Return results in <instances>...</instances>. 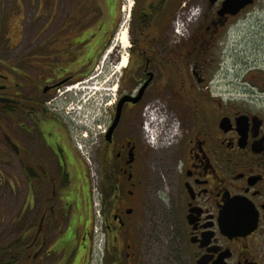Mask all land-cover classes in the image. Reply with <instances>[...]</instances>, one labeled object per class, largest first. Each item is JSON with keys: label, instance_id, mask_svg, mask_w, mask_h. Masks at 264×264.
<instances>
[{"label": "flooded vegetation", "instance_id": "flooded-vegetation-1", "mask_svg": "<svg viewBox=\"0 0 264 264\" xmlns=\"http://www.w3.org/2000/svg\"><path fill=\"white\" fill-rule=\"evenodd\" d=\"M226 1L131 2L125 22L129 65L110 88L113 105L99 136L107 155L115 150L119 174L129 186L104 209L101 264H264V0L223 11ZM103 3L96 33L115 28L116 11L121 13L116 0ZM192 7L199 8L198 16L183 35L176 34L175 17L184 19ZM76 20L75 41L60 52L56 42L48 46L58 51L57 58L64 55L60 64L34 42L25 48L18 43L14 62H0V190L5 185L14 190L20 174L34 193L40 177L51 185L60 179L63 191L66 179L80 172L72 135L81 131L83 96L73 97L66 84L84 77L92 55L82 50L88 26L81 25L82 17ZM67 55L70 67L79 65L76 76L65 66ZM146 113L151 138L140 130ZM169 140L170 237L143 238L135 217L140 182L134 168L143 144ZM130 149L133 162L126 164ZM5 167L16 172L13 184L5 181ZM49 245L35 233L21 252L33 261L45 246L44 257L55 253Z\"/></svg>", "mask_w": 264, "mask_h": 264}, {"label": "rangeland", "instance_id": "rangeland-1", "mask_svg": "<svg viewBox=\"0 0 264 264\" xmlns=\"http://www.w3.org/2000/svg\"><path fill=\"white\" fill-rule=\"evenodd\" d=\"M116 1L121 5L122 3L126 4L125 0ZM104 6L103 0H0V62L4 61L3 59H8L9 63L14 62L17 57L18 43L23 42L22 47L25 48L34 42V44H40V51L44 56H54V62L60 64L65 58L60 53L57 58L56 55L58 51L60 52V48L65 47V44L69 41H75L80 35L78 33L79 28L77 30L74 29V22H78L76 18L79 17L80 19L82 17L85 20L81 25L88 26V32L87 41L82 45L85 48L82 50L84 51V56L90 57L92 55L91 60L86 68H82L84 77L82 76L81 79H77L72 83L69 82L66 86L80 83V86L88 87L86 89L87 95L84 96L85 98H83L84 101L82 102L84 117H80L77 124L81 131L79 130L77 134L74 133L72 138L73 141L85 145L84 149L86 150L83 153L92 159L95 164L92 165L95 169L94 171H97L98 168L100 173L103 170V165L107 163L104 162V158L111 160L110 165H112L114 172L119 170L121 163L114 156L115 150L112 154L109 153L107 155L106 150L108 151V148L99 137V128L97 126L92 127V124L99 118V123L102 125L101 129L106 126L108 109H110L114 100L110 88L117 84V79L120 78L123 70L119 69L121 56L127 57L126 67L129 65V46L126 48L122 47L116 40L120 29L123 26L127 27V23L123 21L124 18H122L119 10L116 11L115 19L113 20V26L116 27H110L104 33H96L99 31L96 26L99 24L101 10ZM91 27H94L92 31L90 30ZM53 42H56L59 48L58 51L53 50L50 52L48 46ZM70 62V56L67 55L65 66L69 67L71 76L78 75L79 73L75 71L78 70L79 65L70 67ZM140 118L143 119L144 115L142 114ZM140 130L143 136L144 130L142 128ZM85 132L88 133L87 138L83 137ZM171 145L172 140L163 141L160 145L146 142L141 147V155L134 168L135 180L140 182L136 190L140 205L135 209V217L137 219L136 222L139 224L138 234L143 238L166 234L170 237L169 225L166 222L168 217L167 209L169 208L168 185L166 182L167 177L171 174L168 159L172 151ZM80 161L87 168V182H89L90 187L99 186L98 191L101 193L103 187L98 181L99 176L96 172L95 176L92 175L93 172L89 171L92 166L87 167L85 160ZM12 164L16 166V164ZM14 169L16 168L14 167ZM2 170L4 171L3 175H5L6 183L13 184V174H16V172L8 167L2 168ZM80 173L77 174L76 172L67 179L66 183L68 187L70 186L69 193L71 195L76 193L75 185L83 178ZM115 176L118 178V184L121 185L119 187L126 192L129 186L126 183V178L121 177L118 172H115ZM16 180L18 186L14 190L11 188L12 186L8 187L7 185L0 190V258L7 256L5 248L12 245L15 241H21L16 246L17 251L21 252L24 250V244L27 246V243L31 241L37 232L38 222L45 212L40 233L46 237L47 244H50L49 247L55 253H50L48 257H44L45 250L48 248V246H45L42 257L39 258L38 256L33 261L27 260L26 264H56L60 257L57 249L59 247L61 249L70 248L63 236H66V239L71 242L72 237L77 238L72 220L70 222L68 220L69 232L63 235L67 213L64 216L59 211V207L63 206L57 200L60 198L59 193L62 190L60 183H58L60 179L57 178L56 180L55 178L53 185L47 181L37 184L39 188H37L35 193L31 190L28 191L24 175L21 176L19 174ZM53 192L56 199L53 197L54 201L52 203H54L53 206L55 207L54 210L52 208V212L51 210L48 211L49 205L47 203L49 198L52 199ZM75 196L78 201L76 194ZM45 207L47 208L46 211H44ZM94 247L95 242L90 245V251L87 254L88 264H100L95 252L92 255V261L89 259ZM16 249L14 247L11 248L10 253H15ZM34 250L35 248H31L29 253L32 254ZM67 255L59 258L61 264H68Z\"/></svg>", "mask_w": 264, "mask_h": 264}, {"label": "crops", "instance_id": "crops-1", "mask_svg": "<svg viewBox=\"0 0 264 264\" xmlns=\"http://www.w3.org/2000/svg\"><path fill=\"white\" fill-rule=\"evenodd\" d=\"M72 160H74L72 158ZM81 160V159H80ZM77 160L74 162H77V164L81 167L79 169L81 170L80 174H82V179L79 181L78 184L75 185L76 189V196L73 193H69L70 186L63 191H61V198L64 196V201H61V210L64 213H67V218L70 222L72 220L73 222V228L75 229V232L77 234V238H74V245H71V247L68 250V253L70 254V257L73 258V261L75 260L76 264H85L88 261V252L90 248V241L88 237L86 236L87 232L90 231L91 223L93 221V215H92V208L89 198V182L87 177V170L85 166L83 165V162ZM69 222L67 223V226L64 228L65 232H69Z\"/></svg>", "mask_w": 264, "mask_h": 264}, {"label": "trees", "instance_id": "trees-1", "mask_svg": "<svg viewBox=\"0 0 264 264\" xmlns=\"http://www.w3.org/2000/svg\"><path fill=\"white\" fill-rule=\"evenodd\" d=\"M104 162H107L105 165H103V170L101 171V184H102V191L103 192V212L105 208H108L112 205L113 201L115 200L116 196L120 194V192L123 190L118 185V178L115 176V172L119 173V171H113L112 165H110L111 160L109 158H104ZM29 179H34L29 177ZM35 184H41L45 183L47 181L46 178L40 177L36 178ZM54 180V179H53ZM67 180V179H66ZM67 182V181H66ZM121 186V185H120ZM123 192V191H122ZM115 194V195H114ZM102 212V213H103ZM68 233V232H66ZM72 242L68 240V246L71 247V245H74V238L72 237ZM20 240L15 241L12 245L5 248L7 252V256L5 258H0V264H26L27 260L30 261V257L25 255L24 252H18L16 249V246L19 245ZM16 249L15 253H10L11 248ZM66 249V248H65ZM19 250V249H18ZM67 250V249H66ZM5 252V251H4Z\"/></svg>", "mask_w": 264, "mask_h": 264}, {"label": "built area", "instance_id": "built-area-1", "mask_svg": "<svg viewBox=\"0 0 264 264\" xmlns=\"http://www.w3.org/2000/svg\"><path fill=\"white\" fill-rule=\"evenodd\" d=\"M198 12V9L197 8H192L191 11L186 14L185 18L183 19L181 16H177L175 17V21H174V30L177 34H182L185 30V27L187 25V22L191 21L196 13ZM90 161V160H89ZM89 166H92V163L89 162ZM95 169L92 168L89 170L90 172H93L92 175L95 176V172L94 171ZM92 192V200H93V206H94V209H95V215H96V225L94 226V231L95 233H98L99 229H100V223H101V216H100V194L98 192V187H96V185L92 186L91 187V191Z\"/></svg>", "mask_w": 264, "mask_h": 264}, {"label": "water", "instance_id": "water-1", "mask_svg": "<svg viewBox=\"0 0 264 264\" xmlns=\"http://www.w3.org/2000/svg\"><path fill=\"white\" fill-rule=\"evenodd\" d=\"M246 2H247L246 0H227L223 4L222 10L223 11L238 10L241 6H244L246 4ZM117 116H119V110L118 109H117V114H116V117H115L114 121L112 122L111 126L108 127L109 129H108V131L105 134V138H107V140H110L112 132H113L114 128L117 125V122H118V117ZM132 162H133V151H132V149H130V151L128 152V158H127L126 164H131ZM43 218H44V216H42V218L40 220L37 233H39V231L41 230V225H42V222H43Z\"/></svg>", "mask_w": 264, "mask_h": 264}, {"label": "bare ground", "instance_id": "bare-ground-1", "mask_svg": "<svg viewBox=\"0 0 264 264\" xmlns=\"http://www.w3.org/2000/svg\"><path fill=\"white\" fill-rule=\"evenodd\" d=\"M125 2H126V4H125V9L124 10L126 11V9L131 5L132 0H125ZM125 19L127 20V17ZM116 40L122 47L126 48V47L129 46L128 33H127V28L125 26H123L120 29V31H119V33H118V35L116 37ZM125 62H127V57L126 56H121L119 69H124L125 68V64H126Z\"/></svg>", "mask_w": 264, "mask_h": 264}]
</instances>
